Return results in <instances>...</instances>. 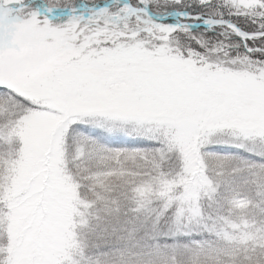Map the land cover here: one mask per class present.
Listing matches in <instances>:
<instances>
[{
  "label": "snow or ice",
  "instance_id": "snow-or-ice-1",
  "mask_svg": "<svg viewBox=\"0 0 264 264\" xmlns=\"http://www.w3.org/2000/svg\"><path fill=\"white\" fill-rule=\"evenodd\" d=\"M0 264H264V0H0Z\"/></svg>",
  "mask_w": 264,
  "mask_h": 264
}]
</instances>
